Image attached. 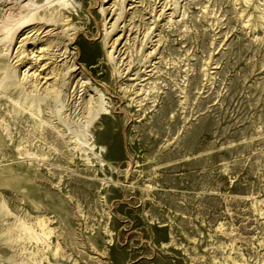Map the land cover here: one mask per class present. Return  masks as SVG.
I'll return each mask as SVG.
<instances>
[{"label": "rangeland", "instance_id": "obj_1", "mask_svg": "<svg viewBox=\"0 0 264 264\" xmlns=\"http://www.w3.org/2000/svg\"><path fill=\"white\" fill-rule=\"evenodd\" d=\"M65 1L0 0V264H264V0ZM55 33L87 80L56 110L21 79Z\"/></svg>", "mask_w": 264, "mask_h": 264}, {"label": "bare ground", "instance_id": "obj_2", "mask_svg": "<svg viewBox=\"0 0 264 264\" xmlns=\"http://www.w3.org/2000/svg\"><path fill=\"white\" fill-rule=\"evenodd\" d=\"M51 1H57V2H59L58 4L62 5V6L67 5V2L65 0H51ZM101 10L103 13L106 11L105 8H101ZM26 12H28V13H26V15H23L24 17L19 19L15 29L12 31L6 32L7 36L11 37L15 34V32L17 30H19L18 32H21L23 29H26V28L34 25L35 23H36V25L39 24L38 27H36V26L33 27V29L36 28L34 31H33V29H31L29 31H26V30L22 31L21 35L23 37L21 36L22 38L20 37L19 41H17V42L21 43V45L18 44L19 46L17 49H18L19 54H21L23 57H25L29 54L27 52V49L25 48V46L33 44V42H35V36L32 37L33 34L36 31L39 32V30H40V32H42L43 29H45L47 26L54 25V23H55L54 20H51V19L50 20L44 19V21H43L41 18V20H40L38 18V16H36L35 14H33V13L30 14L29 11H26ZM37 20H39V21H37ZM52 30H53V28H52ZM52 30L50 29V30H46V31H49L51 33ZM32 31H33V33L30 34V32H32ZM51 36H52L51 37L52 39H50L46 44V50H48V47H50V46L56 47V50L62 51L60 54L62 56V58H60L59 60H56V57L54 55H50L49 57H45V54L47 55L48 51L43 52L44 50H43V48H41V51H39L40 53L33 58L34 63H36V62L39 63L46 58L53 59L52 62H50V64H52L53 62L60 61V60H63V61L60 64H56L53 67H50L49 64L46 65L44 63V65H46V67H44V69L49 68V70L46 71L44 73V75L41 77V79H43L42 82L38 79L39 73H37V75H35V70L32 71L29 75H28V71L24 70L22 72L23 77H21V79H23L25 77H29L31 79L34 77L33 79H34L35 83H32V90L36 91L35 97L38 100H41V99L45 100L47 108L48 107H51V108L55 107V110H56V107H57V105L61 99V96L65 94L64 90H63L64 87H67V90H68V88H72L71 89L72 91L70 93H73L74 91H78L79 88H81V87H86L87 86V82H86L87 80H86V78L82 77L81 71H79L78 67L75 66L74 55H73L74 53L72 51H70L68 48V45H69L72 38H69V36L66 37L63 34H59V33L52 34ZM30 40H31V42L28 43V41H30ZM113 47L114 46L111 44L112 49L110 51H108L109 59H113V57H114L112 54ZM126 65H127L126 69L128 70L131 67V61H128ZM12 73L15 74L16 71L14 70ZM12 73H11V75H13ZM123 73L124 72H121L119 70L117 71V74H119V75H121ZM82 78H84L85 80H82L80 82V80ZM39 84H40V86L38 87ZM81 90H83V89H81ZM70 93H69V96H70ZM80 104H81L80 116H81V118L84 119L83 121L85 122L86 126H88L96 118L97 115L106 113L107 108H105L103 106L102 100H100L99 97H96V95L94 96V93H93V95L91 94L89 96H86V94H85L84 96H82V99L80 100ZM60 105H62V104H60ZM49 110H50V108H49ZM17 223H19V222H17ZM34 226H37V229H35ZM16 227H18V229H19V231H18L19 233L17 232L18 236H16V237L21 238L22 235L23 236L25 235V237H27V239H31L32 241L34 240L35 241L34 243H39V244H40V241L42 240V238L44 236L46 237V235L50 231L49 229H47L45 220L41 216H36L34 224H32V225L26 224L22 221ZM14 229H15V227H14ZM9 230H11V229H9ZM13 233L15 234V232H13ZM25 237H23V239H25ZM13 239H14V237H13Z\"/></svg>", "mask_w": 264, "mask_h": 264}]
</instances>
